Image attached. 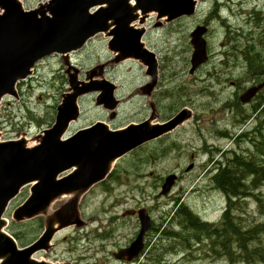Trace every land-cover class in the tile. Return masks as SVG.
Wrapping results in <instances>:
<instances>
[{"label": "rangeland", "instance_id": "374dc122", "mask_svg": "<svg viewBox=\"0 0 264 264\" xmlns=\"http://www.w3.org/2000/svg\"><path fill=\"white\" fill-rule=\"evenodd\" d=\"M20 1L22 7L29 10L47 0ZM195 1L196 10L192 15H183L155 27L156 14L150 12L143 22L145 45L152 47L162 59L160 76L163 82L160 85L163 89L167 87L168 113L172 115L187 108L190 117L155 144L144 145L119 158L110 175L82 196L78 205L82 225L58 230L50 249L35 253V258L61 264H228L224 256H216L209 250V240H203L199 246L193 244L195 248L187 250L181 242L164 238L161 230L163 227L178 229L167 219L170 210L181 203L202 221H219L225 199L211 184L210 176L213 161L220 159L223 150L235 149L237 153L243 152L246 158L253 152L259 154L264 163V143L257 141L258 133L254 132L263 117L262 110L256 106L259 100L250 105L237 101V96L255 79L254 73L264 70V0ZM163 18L160 21L167 22L166 17ZM197 26L205 27L206 32L208 29L203 35L208 59L190 75L187 64L192 51L189 34ZM88 42L83 49L71 53L73 56H68L69 61L76 62L83 70L81 73L88 75L103 61L111 60L109 65H101L111 67L114 83L122 87L117 94L120 98H127L139 86L151 82L139 61L130 58L119 62L115 58L112 60L106 35L94 36ZM248 56L258 60L256 71H249L251 59ZM58 57L62 56L58 54ZM58 57L49 56L38 61L33 67L35 77L16 84L17 98L3 97L0 102L1 140L25 137L27 145L33 146L36 137L52 126L56 106L62 100V94L70 89L68 81L78 72L70 68L71 77H67L64 60L58 62ZM202 77L206 79L201 80ZM230 77L234 85L228 83ZM95 95L88 94L79 100L81 114L70 124L67 136L96 119L105 120L95 104ZM139 95L119 105L116 125L139 123L149 117L145 110L146 92L142 90ZM241 130L247 133L246 139L234 145L229 136ZM259 147L261 154L256 149ZM191 163L192 168L186 170ZM170 173L177 174L178 179L171 192L161 196V185ZM252 192L259 197L261 205L254 195L242 201V210L237 214L241 215L245 225L264 222V184ZM29 193L30 185H25L4 214L8 223L6 231L15 233L19 247L34 240L44 223L41 215L22 222L12 219L13 210ZM62 203V199L56 200L52 209ZM138 208H145L151 219L144 236V249L138 259L121 263L112 252L126 247L139 230L136 215L122 214L126 209ZM261 238L264 242V236Z\"/></svg>", "mask_w": 264, "mask_h": 264}, {"label": "water", "instance_id": "95a60500", "mask_svg": "<svg viewBox=\"0 0 264 264\" xmlns=\"http://www.w3.org/2000/svg\"><path fill=\"white\" fill-rule=\"evenodd\" d=\"M195 4V0H47L24 10L20 0H0V101L6 95L17 97L16 83L32 73L36 62L53 53L66 55L76 51L97 33L111 38L108 48L116 54V62L134 58L145 66L151 82L141 89L148 94L157 76L156 61L154 53L141 41L144 30L135 28L132 22L142 24L150 12L156 13L157 18L166 17L171 21L193 14ZM204 32L203 26H197L190 33L193 51L189 73L207 60ZM80 83L81 86H77L78 82L70 79L71 91L64 94L57 106L55 122L36 137V144L28 146L25 137L0 140V264H53L36 260L32 255L39 250L47 251L58 229L71 224L82 225L78 213L80 199L93 184L106 177L113 162L190 117V110L183 108L164 123H152L150 118L110 129L97 121L64 137L69 122L78 116L79 96L100 89L104 93L97 95L96 104L102 102L101 95L106 104L113 101L111 84L108 88L96 84V80ZM262 88L264 81L248 87L239 96L240 102H249ZM107 106L112 109L115 104ZM62 173L66 174L59 176ZM175 179L173 173L165 177L161 195L170 191ZM25 185H30V193L13 210L12 219L20 222L41 215L44 229L33 242L19 247L4 230L6 221L1 217L8 203ZM61 199H64L63 204L51 209L52 204ZM136 212L139 233L128 247L113 253L118 259L131 260L143 248V236L150 226V218L144 209Z\"/></svg>", "mask_w": 264, "mask_h": 264}, {"label": "trees", "instance_id": "16d2710c", "mask_svg": "<svg viewBox=\"0 0 264 264\" xmlns=\"http://www.w3.org/2000/svg\"><path fill=\"white\" fill-rule=\"evenodd\" d=\"M250 59L249 70L256 71L259 64L256 59ZM263 72L264 70L255 73ZM256 78V81L262 79L261 75H256ZM260 93L262 92H259L261 98L256 106L259 107L258 110L261 108L263 117L259 119L254 132L258 133L257 141L264 143V94ZM246 136L247 133L243 130L230 135L234 145L244 141ZM261 147L256 148L259 153ZM249 155L246 158L243 152L237 153L235 149H230L223 150L220 159L214 160L210 182L225 198V206L217 223L202 221L181 203L170 210L171 214L167 220L178 229L163 227L162 236L181 242L187 250L195 248L193 244L199 246L203 240H209V250L216 256H224L228 264H264V242L261 238L264 236V222L245 225L241 215L237 214V211L242 210V201L250 195H254L256 202L261 205L259 197L252 191L264 184V163L260 161L259 154L252 152ZM13 235L15 236V233Z\"/></svg>", "mask_w": 264, "mask_h": 264}, {"label": "flooded vegetation", "instance_id": "af4514ba", "mask_svg": "<svg viewBox=\"0 0 264 264\" xmlns=\"http://www.w3.org/2000/svg\"><path fill=\"white\" fill-rule=\"evenodd\" d=\"M139 15H141V13H139ZM150 15L151 14H148L147 17L150 16ZM165 23H168V22H164V21H160V20H155L154 26L155 27H161ZM145 32H144V35H145ZM206 33H208V29H207V32ZM99 35H101V34H99ZM106 40L108 42V39L107 38H106ZM88 43L89 42H87V44ZM146 47L149 50H151L152 52H154V54H155V58H156V73L158 75V79L156 80V83H155L153 89L151 90L150 95L147 96V105L145 107V110L149 113V117H153L154 118V120H153L154 122L163 123L164 121H167L174 114L169 115V113H168V103L165 102V98H167V87H166V89H163L161 87V85H160L163 82L162 79H161V76H160L161 75L160 73L162 72V69H161L162 59H161V56L158 54V52H155L152 47H150V46L149 47L146 46ZM111 55H112V60H114V58H115L114 54L111 53ZM51 56H52V58L53 57H58V54H53ZM72 56L73 55L71 54V58H72ZM56 59H57L58 62H61V61L64 60V64L63 65H65V70L64 69L63 70H64L65 74L67 75V77H71V73L68 71V69H70V68H72V69L73 68H76V69H78V72H77V75H76L78 81L89 80V79H92V78L93 79L94 78H98V79H102L100 82L106 83L104 81V79H106L108 81H111V84H114L116 86V89H114V95L117 98L116 100H118V104L116 105V111H112L111 112V111H108V109H106L104 107V105H110L111 103H113V101L112 102H109L108 104L99 105V106H97V108H99V110L102 112V114H103L102 117H104V119L106 121L103 120V119H96V120L97 121L98 120H102L104 122H107L108 125L109 126H112L113 128L120 127V126H118V125L115 124V120L117 118V110H118L119 105L122 104V103H124V102H126V101H130L134 97L138 96L140 94V92L142 91V89H140V87H138L134 92L129 93L128 97L127 98H124V99L123 98H120L119 96H117V94L122 90V87H119L118 85H116L114 83V80H113L112 77H115V75L113 74V72H110L111 67H109V66L108 67H105V65L104 66L101 65L102 63H107V65H109L108 63L111 60H105V61H103L102 63H100V65L97 66L96 71H94V73H92V74L90 73V74L86 75V73H84V74L81 73V72H83V70L82 71L80 70V68L78 67V64L76 62H70L69 59H68V57H65V59H63L62 57H58ZM222 62H224V61H222ZM187 64L189 65V61L187 62ZM248 66H249V64H248ZM254 74H255V79H252L250 84H253V83L256 82V79H257L256 78V75H261V77L263 76V74H256V73H254ZM34 77H35V73L33 72V74L30 77H28L26 80H24L23 82H25V81L28 82V80H31ZM200 79L203 80V79H206V78H203L202 77ZM118 82H120V81H118ZM228 83L230 85H234L235 84V82L233 80H231V77L228 79ZM102 85H104V84H102ZM260 95H262V94L260 93ZM139 96H141V95H139ZM260 98L261 97L259 96V92H258L252 98L251 102L253 103L256 99L259 100ZM148 113H147V115H148ZM80 114H81V111H80ZM80 114L78 116V119L80 117ZM96 120H94L93 122H95ZM168 134H166V135H168ZM166 135H164V136H166ZM164 136H161V137L156 138V139H154V140H152L150 142H147L144 145H147V144L153 145V144H155L156 141H158L159 139H161ZM119 262L126 263V261H124V260L119 261Z\"/></svg>", "mask_w": 264, "mask_h": 264}, {"label": "bare ground", "instance_id": "6f19581e", "mask_svg": "<svg viewBox=\"0 0 264 264\" xmlns=\"http://www.w3.org/2000/svg\"><path fill=\"white\" fill-rule=\"evenodd\" d=\"M140 12H138V14H139ZM261 53V52H260ZM259 53V54H260ZM258 61V60H257ZM251 71H252V69H250ZM249 70V71H250ZM251 73H253V72H251ZM178 74V73H177ZM254 75V74H253ZM168 82H169V80H168ZM175 86V85H174ZM203 93H201V95H202ZM81 100V99H80ZM178 104V103H177ZM262 121H260V123H261ZM263 123V122H262ZM258 124V123H257ZM227 159V158H226ZM64 197H67V196H64ZM169 236V235H168ZM174 236V235H173ZM164 248H166V247H164ZM167 251V250H166ZM168 252V251H167ZM161 253H162V251H161ZM164 253V252H163ZM159 255H160V253H159ZM146 257V256H145ZM151 257V256H150ZM153 258V257H152ZM149 259V258H148ZM154 259V258H153ZM158 259V258H157ZM150 260V259H149ZM165 260V259H164ZM153 261V260H152ZM139 263H141V262H139ZM143 264V263H142ZM150 264V263H149ZM155 264V263H154Z\"/></svg>", "mask_w": 264, "mask_h": 264}]
</instances>
